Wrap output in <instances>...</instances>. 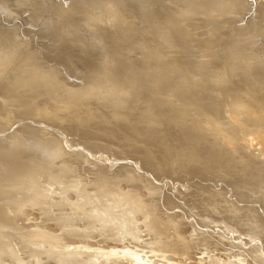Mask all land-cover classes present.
Segmentation results:
<instances>
[{
	"label": "rangeland",
	"instance_id": "rangeland-1",
	"mask_svg": "<svg viewBox=\"0 0 264 264\" xmlns=\"http://www.w3.org/2000/svg\"><path fill=\"white\" fill-rule=\"evenodd\" d=\"M0 264H264V0H0Z\"/></svg>",
	"mask_w": 264,
	"mask_h": 264
},
{
	"label": "bare ground",
	"instance_id": "bare-ground-1",
	"mask_svg": "<svg viewBox=\"0 0 264 264\" xmlns=\"http://www.w3.org/2000/svg\"><path fill=\"white\" fill-rule=\"evenodd\" d=\"M57 105H58V104H57ZM59 107H60V106H58V108H59ZM36 111H37V113H40V110H36ZM43 130H44V129H43ZM52 131H53V130H51L50 128H49V129H48V128H47V129L45 128V130H44L42 133H44L45 136H48V135H51ZM40 138H41V137H39L38 139H36V140H38L37 142L39 143V145H40L41 142H42L41 144H44V143H47L48 141H51V140H45V138H42V139H41L42 141H40ZM44 141H47V142H44ZM44 146H45V145H44ZM21 168H22V167H21ZM21 168H20V170H21L22 172L19 171L18 173H16V174H17V175H15L16 177L19 175V176H21V177L18 176L19 178H24L27 182H28V180H29L30 182H33V181L35 182V180H38V179H39V178H37V174H33V173H31L32 170H31L30 173H26L27 170H28V169H26L27 167L25 168L26 170H25V169H21ZM23 168H24V167H23ZM17 171H18V170H17ZM17 171H16V172H17ZM28 171H29V170H28ZM46 171L48 172L47 169H46L44 172L46 173ZM35 173H36V172H35ZM37 173H38V172H37ZM35 175H36V177H35ZM38 175H39V173H38ZM40 175L43 176V174H40ZM40 175H39V177H40ZM49 178H52V177L50 176ZM49 178H48V179H49ZM27 179H28V180H27ZM34 179H35V180H34ZM40 179H41V178H40ZM42 179H43V178H42ZM20 180H21V179H20ZM47 181H48V180H47ZM49 181L51 182L52 180L49 179ZM23 182H24V181H23ZM30 182H28V183L30 184ZM38 182H39V181H38ZM31 184H32V183H31ZM33 184H34V183H33ZM67 186L70 188L68 192H72V193H74L76 199L78 200V203L81 202V201L83 200V198H84V193H83V191H81L79 188L77 189V187H75V184H71V182H70V184H67ZM68 187H67V188H64V190L67 191V190H68ZM50 192H51V191H50ZM34 194L36 195L37 193H34ZM43 194H44V193H43ZM47 194H48V193H47ZM37 195H38V196H33V197H37L39 200H43V198L40 199V193L37 194ZM41 197H42V196H41ZM47 197H48V196H47ZM72 197H73V196H69L68 199H69V200H71V199L73 200ZM44 198H45V197H44ZM35 199H36V198H35ZM38 199H37V200H38ZM80 199H81V200H80ZM18 201H19V200H18ZM33 201H34V200H33ZM22 202H23V201H22ZM34 202H38V201H34ZM34 202H33V203H34ZM43 202H44V201H43ZM43 202L41 201V202H38V203L40 204V203H43ZM69 202H70V201H69ZM20 203H21V202H20ZM14 205H15V204H14ZM72 210H74V208H72ZM70 212H71V213H70ZM74 212H75V210L73 211V213H74ZM73 213H72V211H69V217H66L67 214H66V216H64L65 218H64V217H60V219H59L58 222H57V226H56L55 228H54V227L52 228V231H53L52 233H54V234L50 233V234H52V235H54V236H55V235H61V236H58V237H60L61 240H60L59 238H58V239H59L60 242L63 243V245H64V244L66 245V244L68 243V240H69V239L66 240V237H65L66 235L64 236L65 231L69 229V228H68V229L65 230V226H66V225H69L70 223L68 224V222H70L71 218L75 217L76 213H74L75 215H74ZM64 215H65V214H64ZM20 223H21V222H20ZM68 231H70V230H68ZM49 232H50V230H49ZM66 233H67V231H66ZM62 234H63V235H62ZM176 235H177V234H176ZM70 241H71V240H70ZM62 243H61V244H62ZM70 244H73V243H70ZM70 244H69V245H70ZM63 245H62V246H63ZM67 246H68V244H67ZM71 246H72V245H71ZM64 247H65V246H64ZM67 248H68V247H67ZM65 256H66V255H65Z\"/></svg>",
	"mask_w": 264,
	"mask_h": 264
}]
</instances>
